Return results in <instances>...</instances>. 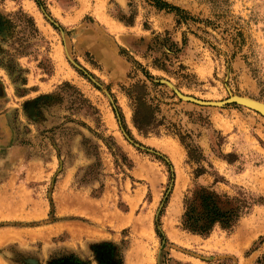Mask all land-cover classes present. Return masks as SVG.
<instances>
[{"label":"rangeland","instance_id":"rangeland-1","mask_svg":"<svg viewBox=\"0 0 264 264\" xmlns=\"http://www.w3.org/2000/svg\"><path fill=\"white\" fill-rule=\"evenodd\" d=\"M0 264H264V0H0Z\"/></svg>","mask_w":264,"mask_h":264},{"label":"trees","instance_id":"trees-1","mask_svg":"<svg viewBox=\"0 0 264 264\" xmlns=\"http://www.w3.org/2000/svg\"><path fill=\"white\" fill-rule=\"evenodd\" d=\"M208 200V198L205 199V201ZM204 209V219L197 218L196 216L192 215H186L187 221L185 223V228H187L191 232L205 235L211 231V228L215 222L221 220L224 217L216 206H212V208L209 209V207L205 205ZM202 220L203 223H201Z\"/></svg>","mask_w":264,"mask_h":264}]
</instances>
